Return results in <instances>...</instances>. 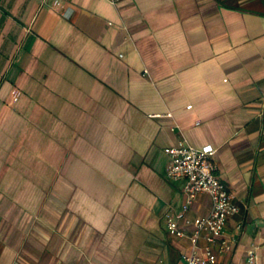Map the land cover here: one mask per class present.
<instances>
[{
    "label": "crops",
    "instance_id": "0c3cea01",
    "mask_svg": "<svg viewBox=\"0 0 264 264\" xmlns=\"http://www.w3.org/2000/svg\"><path fill=\"white\" fill-rule=\"evenodd\" d=\"M55 1L0 0V264H107L123 210L167 232L140 264H183L189 236H171L165 214L181 208L185 182L168 177L164 151L183 137L216 150L240 204L226 246L213 245L220 264H250L251 250L264 264V0ZM92 144L117 174L111 194L75 171ZM211 205L202 194L188 216Z\"/></svg>",
    "mask_w": 264,
    "mask_h": 264
},
{
    "label": "built area",
    "instance_id": "2783aa9c",
    "mask_svg": "<svg viewBox=\"0 0 264 264\" xmlns=\"http://www.w3.org/2000/svg\"><path fill=\"white\" fill-rule=\"evenodd\" d=\"M108 1L117 5L121 0ZM58 3L56 0L55 4ZM191 107L192 105H188V108ZM176 127L177 124L172 130ZM164 151L170 157L168 177L173 181L185 182V199L181 208L174 214H165L167 229L171 236L176 238L189 236L192 251L183 255V264H220L213 245L221 242L222 246H226L224 233L227 221L240 212L241 208L235 196L217 174V167L213 161L216 150L210 145L196 148L183 137L176 145L166 147ZM202 194L209 195L211 199L210 213L205 216L189 217L192 204ZM188 226L192 227L190 235ZM201 240L205 241L204 246L200 245ZM247 261L250 264L257 262L254 250L249 251Z\"/></svg>",
    "mask_w": 264,
    "mask_h": 264
},
{
    "label": "rangeland",
    "instance_id": "374dc122",
    "mask_svg": "<svg viewBox=\"0 0 264 264\" xmlns=\"http://www.w3.org/2000/svg\"><path fill=\"white\" fill-rule=\"evenodd\" d=\"M26 85L21 86L19 85V88L24 89ZM51 86V85H49ZM53 89L58 90L61 89V85L53 84ZM61 92V91H60ZM65 97V96H64ZM65 100V99H64ZM33 119V117H31ZM121 120L122 125H129L131 117L130 116H123V117H101L102 120H104V123L109 124H121L119 121ZM124 136H127L126 139L130 140L132 132H127L125 134L122 133ZM165 143L163 142H157L155 144V151H159V153L162 155V159L164 161H167V156L163 153ZM91 148L90 153L87 158L86 165H79L75 164V171L81 172L85 178V186L89 189H98L101 193H110L109 191L115 188L114 184L117 183V179H113L117 174L112 173L111 165H104V164H98L94 161H98V154L99 150L97 147H95L94 144L90 146ZM63 169H66L67 165L63 164L60 165ZM69 167H72V164H69ZM74 167V165H73ZM61 170V168H60ZM62 171V170H61ZM66 171V170H65ZM64 171V172H65ZM159 173L162 174L163 177L166 175L165 167L161 166L158 169ZM81 175V176H82ZM65 174H60L59 179L57 181V187L61 188L63 186H67V180L65 179ZM132 191L128 193L127 201L133 197L131 195ZM111 194V193H110ZM109 195L102 196V199L110 204L112 197ZM110 196V197H108ZM136 207L134 208V210ZM127 211L123 210V213L119 211L117 214L116 222L114 224V227H108L107 232L110 230L118 231V242L114 244H110L107 259V264H140V262L143 260L145 256H154L150 252V241H152L153 236H156L161 239L167 238V232L164 226V223L161 222V220L157 217L155 219L156 222H158V226L156 229H152L149 225H144V227L140 226L141 222H138L136 219L133 218L134 211L131 214H126ZM118 219V220H117ZM83 224V223H82ZM82 226V225H81ZM84 227V224H83ZM82 228V227H81ZM83 230H87V226L85 225V228ZM84 231V232H85ZM82 234V233H81ZM67 237V234L65 235ZM80 245V244H79ZM76 245V246H79ZM67 251V249H65ZM64 252V251H63ZM65 253V252H64ZM86 259L85 257H83ZM81 261V260H80Z\"/></svg>",
    "mask_w": 264,
    "mask_h": 264
}]
</instances>
